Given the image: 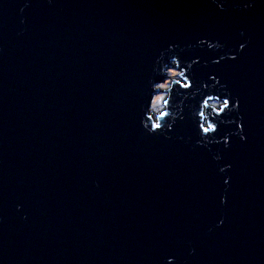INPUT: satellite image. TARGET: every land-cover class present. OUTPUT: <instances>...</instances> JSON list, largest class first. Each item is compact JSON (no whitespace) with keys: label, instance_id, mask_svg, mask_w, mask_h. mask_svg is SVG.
Segmentation results:
<instances>
[{"label":"water","instance_id":"95a60500","mask_svg":"<svg viewBox=\"0 0 264 264\" xmlns=\"http://www.w3.org/2000/svg\"><path fill=\"white\" fill-rule=\"evenodd\" d=\"M217 3L0 0V264H264V0ZM173 56L202 92L150 136Z\"/></svg>","mask_w":264,"mask_h":264},{"label":"clouds","instance_id":"9594fccd","mask_svg":"<svg viewBox=\"0 0 264 264\" xmlns=\"http://www.w3.org/2000/svg\"><path fill=\"white\" fill-rule=\"evenodd\" d=\"M212 3L216 4L217 8L221 11L225 10L223 4L217 3V0H211ZM243 35V33H241ZM201 44L207 43V47L209 50H220L223 48V45L219 42L210 43L206 41H201ZM244 45L240 46V50L242 51ZM170 51L172 50V46H170ZM164 58V54H161L160 59L157 63H162ZM224 59V57H221ZM228 59H236V56H229ZM219 62V61H216ZM170 67H167L166 71H162L160 74L166 76L167 79H164L163 82H155L153 80L148 81L151 98L150 101L146 105L141 106V111L143 112L142 119V127L144 131L148 135H155L157 133L165 134L167 137V132H171L173 129V125L175 124L177 119H183L182 113V105L185 100L194 98L196 95L202 92L201 89H196L193 91V85L191 81L188 79L186 72L184 70H179L178 73L176 70L180 68V62L178 57L173 56L170 59ZM191 68V65H189ZM215 79V78H213ZM183 81V82H182ZM216 84H219V81H216ZM179 86V89L183 90L189 95L183 96L179 103L173 104V91L174 87ZM207 87V86H205ZM215 87V85H213ZM223 87V86H221ZM210 91V89H208ZM179 95V93H177ZM225 95H230L229 93H225ZM239 102L237 101L235 105L231 103V101L227 98L222 101L219 97H214L212 95H208L199 105V110L193 112V118L198 119L200 121L199 129L201 141H198L200 146H204L206 144L212 143L210 137H214L218 131V124L213 123L214 120H221L222 116L228 115L233 111H238ZM238 132L234 133L240 135V139L243 141L245 137L241 134L243 132L242 124H238ZM223 143L227 148L229 146V138L225 137L223 139ZM220 157H216L219 159ZM228 167H222L220 172L223 173L228 170ZM228 183V180H225V184ZM226 197L221 198V203H226ZM223 221H221V224ZM169 264H172V261H169Z\"/></svg>","mask_w":264,"mask_h":264},{"label":"rangeland","instance_id":"374dc122","mask_svg":"<svg viewBox=\"0 0 264 264\" xmlns=\"http://www.w3.org/2000/svg\"><path fill=\"white\" fill-rule=\"evenodd\" d=\"M177 72V71H176ZM178 73V72H177ZM166 79H167V77H166Z\"/></svg>","mask_w":264,"mask_h":264}]
</instances>
